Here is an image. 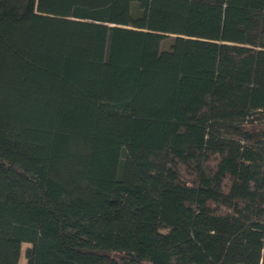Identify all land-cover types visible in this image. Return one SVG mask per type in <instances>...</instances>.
Wrapping results in <instances>:
<instances>
[{
	"label": "trees",
	"instance_id": "16d2710c",
	"mask_svg": "<svg viewBox=\"0 0 264 264\" xmlns=\"http://www.w3.org/2000/svg\"><path fill=\"white\" fill-rule=\"evenodd\" d=\"M128 2L0 0V264H264V0Z\"/></svg>",
	"mask_w": 264,
	"mask_h": 264
},
{
	"label": "rangeland",
	"instance_id": "374dc122",
	"mask_svg": "<svg viewBox=\"0 0 264 264\" xmlns=\"http://www.w3.org/2000/svg\"><path fill=\"white\" fill-rule=\"evenodd\" d=\"M125 3V8L128 10L130 7V3L128 0H123ZM112 23H116L119 25H124L125 18L122 14L119 15H114L112 17ZM105 40H106V29L101 28L98 31V35L96 37L95 41V47H94V54L97 55L98 57H103L104 56V51H105ZM121 149V144L120 143H115L113 147V153H112V160H111V173L115 175L117 173V166H118V160H119V153ZM27 243L22 244V249H25L27 246ZM17 264H23V257L19 260Z\"/></svg>",
	"mask_w": 264,
	"mask_h": 264
}]
</instances>
